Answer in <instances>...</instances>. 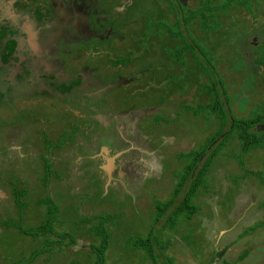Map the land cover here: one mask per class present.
Masks as SVG:
<instances>
[{
    "label": "rangeland",
    "instance_id": "rangeland-1",
    "mask_svg": "<svg viewBox=\"0 0 264 264\" xmlns=\"http://www.w3.org/2000/svg\"><path fill=\"white\" fill-rule=\"evenodd\" d=\"M176 1L123 0V6L128 2L131 3V5L128 3L127 8L125 7V11L122 5L115 7L118 0H114L112 5L107 4L105 8L109 9L111 6L108 10L111 16L117 15L114 18H121L114 21H118L114 32L109 33L104 39L103 45H108L107 49L91 42L84 50V57L81 59L84 65L94 69L96 75L99 74L102 81H111L113 72L122 74L124 79L128 80L118 90L113 89L106 101L112 107L111 113L124 115L132 109L139 115V119L134 123L135 130L138 131V145L146 148L144 151H147V155L144 156V153L142 155L153 169L145 171L143 167H139L140 176L137 175V183L117 184L114 185L116 187H112L109 183L104 184L102 173L100 175L98 170L91 173L86 169L88 160V165L93 163L92 158L86 153L91 149L88 145L97 141L98 137H105L108 131H112L115 122L104 126L88 116V119H85L86 116L80 105H72L68 102L63 104L60 101L46 99L44 96L31 97L28 98L29 101L14 100L8 108L0 109V193L8 195L6 197L0 195V221H4L5 218L21 219L23 227L34 228L49 217L44 210V208L47 210V207L40 208L38 198L41 197L44 201L52 198L60 205L58 217H60L59 221H63L62 227L56 222L55 229L57 232L74 234L79 240L76 247L66 250L64 258L58 246L51 244L46 253L32 264H73V260L79 255L83 256V261L76 264H90L93 261L90 254L92 240L88 234L90 225L77 223L82 218L79 213L89 219L111 216L104 226L109 233L107 250L109 264H113L112 260L115 261L114 264H150L144 253L134 248L132 241L147 236L158 214L163 217L171 216L169 213L175 206L171 205L170 211L164 213V210L158 209V205L165 208L164 205L172 198L178 176L183 173L186 162L179 158V155L188 154L192 149L201 147L203 142L218 129L219 124L213 116L209 115L206 121L204 117L195 119L188 113L183 116L181 123L175 121L169 125L156 124L157 116L170 119L172 114L175 115L182 110L183 104L195 106L209 101V98L199 94V88L195 86L199 84L197 80L200 79L201 73L193 56L185 55V66L180 68L168 55V51L181 47L182 43L169 38L161 31L157 33L154 30L150 35L145 31V18L150 21L175 20L178 16ZM178 1L186 8L184 13L187 15V9L195 10L201 0ZM23 3L29 11L43 6L42 0H23ZM48 3L49 0L46 4ZM171 3L175 9L170 8ZM247 3L252 13L256 14L255 17L243 9L235 8L231 17L222 20L221 28L208 37L204 38L195 25L189 26V32L191 31L192 36L199 43L206 46L205 48L214 47L209 54L214 57L212 61L216 63L219 79L226 85L229 94L227 99L231 106L230 114L236 118H251L255 114L263 113L264 108V78L257 76L247 88L244 86V82L249 77L246 68L253 67L254 62L258 63V52L264 50V0H247ZM90 5L88 11L91 15L94 4ZM132 5L134 9L131 8ZM135 6L146 10V13L140 14ZM234 28H237L244 39V46L242 44L241 50L238 51L236 47L233 51L227 48L230 44V35L237 37L238 32ZM142 40L149 43H143ZM239 40L236 39L234 42ZM103 51L107 54L104 52L99 57ZM238 54L245 65L239 62ZM97 55L98 59L95 61L90 59ZM121 57H130L131 60L126 66L113 67L111 61ZM13 105L14 107L10 108ZM29 108L30 122L27 119L30 115L26 113ZM13 109L21 110L23 113L20 121L15 120L11 112ZM65 111L67 117L63 116ZM57 114L61 115V125L51 127L47 124L46 115L53 118ZM124 117L121 126L117 125V130L122 129L123 123L130 124L128 116L124 115ZM23 121L29 124L16 126V122ZM255 131L263 134L264 124ZM112 132L113 137H116V130ZM129 136L128 132L123 140L128 139ZM43 137L46 146L58 142V147H61L55 152V162L53 157H48L58 172V177L50 179L48 183L50 185L43 180L44 171L39 167L43 161L40 162V159L34 156L41 154L45 148ZM116 139L117 137L113 141L115 142ZM73 140H75L74 144L71 143ZM13 144L16 150L11 151ZM69 147H74L75 151L71 150L72 152L69 153ZM238 147L237 140L225 145L217 160L211 165L205 187L199 189L193 202L197 207L193 219L172 231L163 233V240L171 242V249L163 256H171L175 264H211L212 260H215L213 264H264V214L261 217H248L244 208L246 203L235 202V198L243 194V191L247 193L253 190L255 192L250 196V200L256 203L261 201L258 206L264 208V149H255L246 155H241ZM61 150L64 159H59ZM66 155L70 156L66 157ZM76 155L80 156L85 164L79 165ZM4 171L8 174L6 177L2 173ZM2 174L6 180L7 177L11 178L10 180H18L19 188L25 192V197L20 202L26 206L23 207L24 210L9 195L11 189L2 179ZM214 198H217L219 207L223 209L219 217V227L228 228L226 236L220 242L214 239L218 225L216 214L205 205L209 199ZM254 209L258 208L254 207ZM241 217L243 220H240ZM248 221H254L251 227ZM95 224L97 222L93 221V225ZM0 233L2 235L0 264H20L40 248L38 242H34L16 229L0 227ZM226 245L232 248L235 246L233 250L239 246L240 251L230 256L226 252L221 257L219 254L216 255L222 250H219V247ZM245 251L247 257L243 260L241 257ZM85 256L90 258V261Z\"/></svg>",
    "mask_w": 264,
    "mask_h": 264
},
{
    "label": "trees",
    "instance_id": "trees-1",
    "mask_svg": "<svg viewBox=\"0 0 264 264\" xmlns=\"http://www.w3.org/2000/svg\"><path fill=\"white\" fill-rule=\"evenodd\" d=\"M113 1L114 0H107V2H109L111 5ZM128 3L126 4V6L125 4L123 6V0H118V3L115 7H120L119 5H122V8L125 11V7L127 8L129 4L131 5V3ZM176 4L178 16L175 20L170 22L162 20L150 21L148 18H145V31L149 35L152 34L154 30H156L157 33L161 31L162 33H165L167 36H169V38L175 41H180L182 43L180 45L181 47H176L175 49L168 51V55L180 68H184L185 66V55L190 54L193 56L195 63L201 73L200 79L197 80L199 84L195 86L199 88V94L209 98V101L204 104H198L195 106L183 104L182 110L177 112L175 115L172 114L170 119H166L163 116H157L156 124L166 123L169 125L175 123V121L176 123H181V121L183 120L182 118L184 115H186V113H188V115L195 119L198 117H204L206 121L208 120V116L210 115L216 118L219 124L218 129L203 142L201 147H199L198 149H192L188 154L179 155V158L185 160L186 162L184 164L185 167L183 173L178 176V182L173 192L172 198L166 205H164L165 208H162L158 205V209L161 211L164 210V213L170 211L169 208L171 205L175 206L174 209L169 213V215L171 214V216L163 217L162 215L158 214V216L155 217V220L152 222L147 236L144 238L134 239L132 241V245H134V248L138 251H142L145 255L146 260H148L150 264H175L171 256H163L165 252L171 249V242L170 240H163V233L172 231L177 226L180 227L185 222H190L193 219L197 211V207L193 204L197 192L201 187H205L204 185L207 182L208 171L210 170L211 165H213L214 161L217 160V157L219 156V153L221 152L223 147L230 142H234L235 140H237L239 142L238 150L241 155H246L255 149H264V133L262 134L258 133V131H255V129L264 124V108L263 113L255 114V116H252L251 118H236L231 116L229 108L231 106L229 100L227 99V96L229 94L227 92L226 85L222 80L219 79V74L216 69V63L212 61L214 57L209 54V52L214 47L205 48L206 46H203L201 43H199L195 39V37L192 36L191 31L189 32V26L193 24L197 27L198 31L203 34L204 38L208 37V35L214 33L215 30L221 28L222 20L231 17L230 15L233 11H235V8L243 9L246 13L251 14L253 17H255L256 14L252 13V9L251 7H249L247 0H201L198 3V8H196L195 10L187 9V15H185L186 13H184V10L186 9L184 5H181L178 0L176 1ZM133 5L131 6V8H133ZM137 6L135 7L136 9H139L140 12H138L144 15V13H146V10L144 11L142 10V8H137ZM47 8L48 6L46 7V11ZM170 8L175 9L172 3L170 4ZM107 13V15H111L110 11H108ZM44 14L45 13L40 12V10L39 12L37 11V17L40 20L43 19ZM117 22L118 21L114 22V24L116 25ZM261 24L263 25V23ZM261 24H259V27L261 26ZM234 29L238 32L237 28ZM12 35L13 33L11 31L10 36H0V42L3 38H6L8 40L6 51L9 52H14L13 48L15 46V42L11 40ZM236 36L237 37H233L230 35V44L227 48H230V50L232 51L235 47L237 48V51L238 49L241 50L240 48L244 41L243 36H241L239 32ZM236 39L240 40L234 42ZM142 42L149 43L145 40H142ZM247 44L250 45V43ZM260 48H258V51ZM237 56L239 62L242 65H245L240 54H238ZM257 56L259 58V64L254 62L253 67L248 66V68H246L249 77L244 82L245 88L248 87L249 83L255 81V78H257V76H261L264 78V50H260ZM124 60L125 62H123ZM129 60H131L130 57H121L119 59H116V65L114 66H126ZM261 71H263V73H261ZM194 79H196V77ZM64 103L65 102H63V104ZM26 113L30 115V118H27L30 122V108L26 111ZM49 116L46 115V118L48 119L47 124H49L51 127H59L61 125V115L57 114L56 117L53 118ZM63 116L67 117L66 111L63 112ZM85 116V119H87V115ZM57 122H59V125H57ZM77 129L79 130V132L82 131L79 127ZM55 130L57 131V129ZM74 142L75 140H73L71 143ZM49 143L51 144V142ZM52 144L47 146V149L51 152L57 151V149L60 148L58 147V142L57 145ZM10 150H16V148L12 146ZM35 157L40 159V162L43 161L42 165H40L39 167H41L44 171L43 175H45V178H43V180H46L47 184L52 177H58V172L55 169L56 166H54L49 159L41 156ZM59 159H64V155L62 153H60ZM2 173L5 174V177L8 175L5 171ZM3 174L2 179L6 181V185L11 189L9 195L14 198L15 202L19 203L21 209H23V207L26 208L24 203H20L25 197V192L21 190L22 188H19L18 180H10L11 178L9 177H7L8 180H6L4 179ZM5 194L7 195V193ZM37 202L39 203V205H41L40 208L43 209L44 207H47V210L45 208L44 210L45 214H47V216L49 215L46 221L39 224L38 226L34 228H26L25 226L23 227L21 219L7 220V218H5L4 221H0V227L6 229H16L21 233H24L26 237H29L34 242L36 241L39 243L40 248L34 251L29 256V258L21 261L20 264H32L37 258L46 253L47 248L51 247V244L53 246H58V249L62 251L63 258L66 255V250L72 249L78 245V236L65 231L57 232V230L55 229L56 222L59 223L61 227L63 224V221H59L60 217H58L60 215L59 203H57L52 198H48L46 201H44L43 199L41 200V197L38 198ZM81 207L82 205L80 206V208ZM79 216H81L82 218L79 219V221L77 222L78 224H80V222H83V224L90 225L88 234L89 236H91L92 240V243L90 244V254L92 255L91 259H93L90 264H109L107 259L109 233L104 228V226L109 221V218L111 216H99L93 217L92 219H89V217L85 218L80 213ZM93 221H96L97 224L93 225ZM218 254L221 257L223 255V250L219 251V253L217 252L216 255ZM82 257L83 256L79 255L77 259L73 260V264L83 261ZM246 257L247 251H245L243 257L241 258L244 260ZM86 258L88 259V261H90V258ZM112 262L113 264L115 263L114 260H112ZM211 262L214 263L215 260H212Z\"/></svg>",
    "mask_w": 264,
    "mask_h": 264
},
{
    "label": "flooded vegetation",
    "instance_id": "flooded-vegetation-1",
    "mask_svg": "<svg viewBox=\"0 0 264 264\" xmlns=\"http://www.w3.org/2000/svg\"><path fill=\"white\" fill-rule=\"evenodd\" d=\"M47 1L42 0L43 6L29 11L23 0H0V36H10L12 31L11 40L15 42L14 50L12 49L14 52L6 51V38L0 42V109L8 108L14 100L29 101L28 98L44 96L49 100L80 105L84 115L87 114L89 118L104 126L115 122V125L111 126L112 131L116 130L118 143L113 141L116 137H113L112 131H108L103 138L98 137L88 151L93 162L91 168H98V164L104 161L106 168V161L111 160L113 164L109 176L107 172L105 175L100 174L104 184L109 183L112 187L117 184L130 185L131 182L135 184L138 182L137 175L140 176L138 168L141 165L138 164L145 150L144 147H139L138 131L135 130L134 123L139 119V115L132 109L125 112L124 115L128 116L130 124L123 123L122 129L117 130V125L121 126L124 115L111 113L112 107L106 101L113 89L118 90L128 80L124 79L122 74L113 72L111 81H102L94 69L81 62L84 50L91 42L107 49L108 45H103L104 39L114 32V21L118 19L114 17L117 15H107L111 8H105L109 4L107 0H49L46 4ZM90 4H94L91 15L88 11ZM39 10L45 13L42 20L37 17ZM103 53L107 54L103 51L99 57ZM97 57L98 55L90 59L95 61ZM115 61H111L113 67L116 65ZM11 112L15 120L20 121V116L23 115L21 110L13 109ZM28 124L29 122L25 121L16 122V126ZM128 132L129 138L123 140ZM127 141H130L132 146ZM42 142L45 144L44 150L34 156L46 159L53 157L55 161L56 151L47 149L44 137ZM12 146L15 147L14 144ZM71 150L75 151V148L69 147L68 152H72ZM76 157L80 165L81 159L78 155Z\"/></svg>",
    "mask_w": 264,
    "mask_h": 264
},
{
    "label": "crops",
    "instance_id": "crops-1",
    "mask_svg": "<svg viewBox=\"0 0 264 264\" xmlns=\"http://www.w3.org/2000/svg\"><path fill=\"white\" fill-rule=\"evenodd\" d=\"M66 2V1H65ZM57 14L55 13V16H56ZM50 30V29H49ZM53 34H55L56 35V33L55 32H53ZM131 146H132V143L130 142V141H127ZM94 143V142H93ZM92 143V144H93ZM91 144V145H92ZM91 145H88V146H91ZM85 146H87L86 144H85ZM130 146V147H131ZM146 149V148H145ZM88 151L89 150H87V155H88ZM144 153V156L145 155H147L146 153H147V151H144L143 152ZM89 156V155H88ZM143 155H141V158H140V161H139V165H141V167H143L144 169H145V171H152V166L150 165V164H148L147 163V160H144V159H146V157H144ZM79 158H80V156H79ZM81 159V158H80ZM105 162V161H104ZM104 162H102L100 165L98 164V168H91V166L92 165H88L89 164V160H88V164H87V171H91V173L94 171V170H98L99 172H100V174L101 173H105L106 172V168H105V163ZM107 162V161H106ZM85 164V162L81 159V164ZM104 163V164H103ZM108 164V163H107ZM112 167V166H111ZM255 191H247V193L245 192V191H243V194H240V196H237L236 198H235V202L236 203H238L239 201H243V202H245L246 204L244 205V208H245V213H246V215L248 216V217H257V216H259V217H261L263 214H264V210H262V209H264L263 207H260V206H258L259 205V203L261 202V201H259V202H257L256 203V201L255 202H252L251 200H250V196H252V195H254V194H252V193H254ZM251 194V195H250ZM7 195L6 194H4V197H6ZM261 195H259V197H260ZM1 197H3L2 195H1ZM217 200V198H214V199H212V200H208L206 203H205V205H207L208 207H209V210H211L212 212H214L215 214H216V218H217V223H218V225H217V230H216V235H215V237H214V239L217 241V242H220L225 236H226V234H227V231H228V228L227 227H219V217H221V213H222V211H223V209H222V207H219V203L216 201ZM235 202H234V204H233V206L235 205ZM254 207H256V208H258L257 210H255L254 209ZM227 215H229L228 213H227ZM258 218H256V220H257ZM240 220H243V218L241 217V219ZM253 223H254V221L253 222H250V221H248V224L250 225L249 227H251L252 225H253ZM249 232H251V231H249ZM248 232V233H249ZM2 235H1V233H0V237H1ZM219 244V243H218ZM235 247V246H234ZM234 247L232 248V246H227L226 245V247H219V250L220 249H222L223 250V255H224V253L226 252L227 254H228V256H230V255H232V253H234V255L235 254H237L238 253V251H240V248H239V246L238 247H236L235 248V250H233L234 249ZM230 249H232L230 252H229V250ZM235 251H237V252H235ZM209 252H212L211 250H209ZM213 253V252H212ZM214 254H216V253H214Z\"/></svg>",
    "mask_w": 264,
    "mask_h": 264
},
{
    "label": "bare ground",
    "instance_id": "bare-ground-1",
    "mask_svg": "<svg viewBox=\"0 0 264 264\" xmlns=\"http://www.w3.org/2000/svg\"><path fill=\"white\" fill-rule=\"evenodd\" d=\"M108 163V164H107ZM112 162H111V160H108L107 162H106V165H107V167H106V172H107V174H108V176H109V174H110V172H109V170L112 168L111 166H112ZM110 167V168H109Z\"/></svg>",
    "mask_w": 264,
    "mask_h": 264
},
{
    "label": "water",
    "instance_id": "water-1",
    "mask_svg": "<svg viewBox=\"0 0 264 264\" xmlns=\"http://www.w3.org/2000/svg\"><path fill=\"white\" fill-rule=\"evenodd\" d=\"M110 168V167H109ZM0 195H2L4 197V194L3 193H0Z\"/></svg>",
    "mask_w": 264,
    "mask_h": 264
},
{
    "label": "clouds",
    "instance_id": "clouds-1",
    "mask_svg": "<svg viewBox=\"0 0 264 264\" xmlns=\"http://www.w3.org/2000/svg\"><path fill=\"white\" fill-rule=\"evenodd\" d=\"M57 101V100H56ZM58 102V101H57Z\"/></svg>",
    "mask_w": 264,
    "mask_h": 264
}]
</instances>
